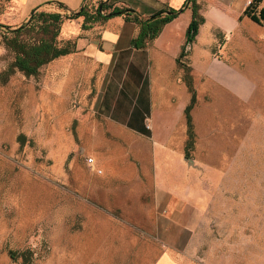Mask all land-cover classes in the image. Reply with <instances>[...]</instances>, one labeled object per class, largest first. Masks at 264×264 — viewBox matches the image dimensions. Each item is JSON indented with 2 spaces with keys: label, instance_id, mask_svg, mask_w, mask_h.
<instances>
[{
  "label": "rangeland",
  "instance_id": "rangeland-1",
  "mask_svg": "<svg viewBox=\"0 0 264 264\" xmlns=\"http://www.w3.org/2000/svg\"><path fill=\"white\" fill-rule=\"evenodd\" d=\"M205 1L203 16L210 15ZM17 11L13 0H0V73L15 60L4 35L7 26L25 22H15ZM177 17L190 24L192 5ZM216 34L213 21L201 23L198 49L181 58L189 70L178 66L196 98L200 60L193 55ZM45 66L38 76L16 71L0 83V264H25L23 251L31 264H152L163 249L154 230L155 187L134 183L149 172L139 164L151 143L97 113L92 84L80 86L78 74L66 76L55 64L46 73ZM211 129L204 124L208 141ZM215 152L197 155L224 166L226 158ZM227 162L223 183L230 189L216 190L229 193L223 197L230 206L224 216L215 204L212 231L195 230V249L177 251L180 264H264V159Z\"/></svg>",
  "mask_w": 264,
  "mask_h": 264
},
{
  "label": "crops",
  "instance_id": "crops-1",
  "mask_svg": "<svg viewBox=\"0 0 264 264\" xmlns=\"http://www.w3.org/2000/svg\"><path fill=\"white\" fill-rule=\"evenodd\" d=\"M202 1L197 3L203 12ZM250 1H205L210 15L204 18L214 22L217 36L213 35L208 50L193 55L200 62L198 96L191 112L195 128L191 159L185 151V111L192 96L177 62L189 18L175 16L145 48L134 47L140 26L125 14L89 22L87 28L83 16L66 19L60 29V43L74 42V51L47 65L66 68L62 71L66 76L78 74L80 86L92 84L94 110L151 143L145 148L148 159L139 164L149 172L139 173L134 183L155 187L154 230L163 249L152 264H180L177 251L195 249V230L212 231L211 223L217 221L212 215L215 204H220L222 215L226 213L230 203L223 196L229 193L219 194L216 189H230L229 182L223 183L230 157L264 159V25L244 14ZM102 2L109 6L103 15L126 7L147 19L165 8L178 11L186 0H13L18 9L15 22H26L38 10L69 15L84 5L93 9ZM189 6L188 2L181 13ZM197 40L187 44L185 57L192 58ZM205 123L212 126L209 141L203 133ZM210 148L212 155L217 149L226 158L221 168L205 164L197 155ZM252 189L260 191L262 186L254 184Z\"/></svg>",
  "mask_w": 264,
  "mask_h": 264
},
{
  "label": "trees",
  "instance_id": "trees-1",
  "mask_svg": "<svg viewBox=\"0 0 264 264\" xmlns=\"http://www.w3.org/2000/svg\"><path fill=\"white\" fill-rule=\"evenodd\" d=\"M264 0H252L246 7L244 14L251 18L252 21L259 25H264ZM190 6L193 7V16L186 33V44L177 59L178 66L185 67L189 70V65L182 63L181 58L185 56L186 45L193 43L199 33V25L205 21L200 14V5L197 0H190ZM60 6L65 8L63 3ZM176 10L173 8H165L157 12L155 15L144 19L137 16L136 12L126 7H115L108 14L103 15L102 11L108 9L107 2H102L96 8L91 9L89 5H85L78 11L69 15H63L61 12H50L47 10H38L30 14L28 20L17 28H8L4 35V42L7 48L11 49L15 54V60H12L8 67L0 73V83H6L16 71L22 72L29 76H38L42 66L49 64L60 56H65L74 51L75 43L68 41L65 46L60 43L59 35L62 24L66 19H74L84 17L83 27L87 28L89 22L105 21L110 17L125 14L140 26V32L133 39V45L137 48L146 47L150 41L155 39L164 26L170 22L175 16H178L185 8ZM185 81L189 87L192 98L186 108V119L188 124V139L185 147L186 157L191 159V151L195 147V128L191 118V112L196 101V92L192 86V80L189 75L185 76ZM14 254V253H12ZM22 255L25 264H31L28 252L23 251ZM15 257V256H14ZM12 255V258H14Z\"/></svg>",
  "mask_w": 264,
  "mask_h": 264
},
{
  "label": "built area",
  "instance_id": "built-area-1",
  "mask_svg": "<svg viewBox=\"0 0 264 264\" xmlns=\"http://www.w3.org/2000/svg\"><path fill=\"white\" fill-rule=\"evenodd\" d=\"M251 1H252V0H251ZM251 1H250V2H251ZM250 2H249V3H250ZM249 3H248V4H249ZM102 13H103V11H102ZM94 160H95L94 158H92V157H88L87 160H86V162L91 166V168H94V169H95V161H94ZM98 172L101 173L102 170H98Z\"/></svg>",
  "mask_w": 264,
  "mask_h": 264
},
{
  "label": "water",
  "instance_id": "water-1",
  "mask_svg": "<svg viewBox=\"0 0 264 264\" xmlns=\"http://www.w3.org/2000/svg\"><path fill=\"white\" fill-rule=\"evenodd\" d=\"M189 1H190V0H186V4H187ZM84 6H85V5H84ZM84 6H83V7H84ZM7 28H9V27L7 26Z\"/></svg>",
  "mask_w": 264,
  "mask_h": 264
}]
</instances>
